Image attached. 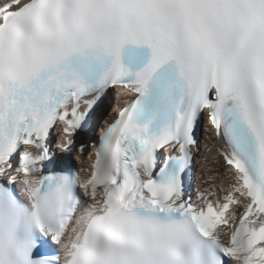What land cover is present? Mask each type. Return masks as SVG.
I'll list each match as a JSON object with an SVG mask.
<instances>
[{
	"label": "snow or ice",
	"instance_id": "6c2138e0",
	"mask_svg": "<svg viewBox=\"0 0 264 264\" xmlns=\"http://www.w3.org/2000/svg\"><path fill=\"white\" fill-rule=\"evenodd\" d=\"M0 264H264V0H0Z\"/></svg>",
	"mask_w": 264,
	"mask_h": 264
},
{
	"label": "bare ground",
	"instance_id": "6f19581e",
	"mask_svg": "<svg viewBox=\"0 0 264 264\" xmlns=\"http://www.w3.org/2000/svg\"><path fill=\"white\" fill-rule=\"evenodd\" d=\"M125 102H126V99L125 98L119 97V96L116 95L115 92H113L110 95V100L108 102H106L107 103V109L106 110L107 111H111V109L113 107H119L122 104H124ZM92 140H94V141L96 140L95 139V134H93ZM205 143H210V142L205 141L203 144H205ZM73 162H75V164L77 165V167H79V164L75 160ZM210 167H212V165H210ZM203 175H204L203 171L200 169L199 165H197L196 166V176H197V178L199 179V178L203 177Z\"/></svg>",
	"mask_w": 264,
	"mask_h": 264
}]
</instances>
